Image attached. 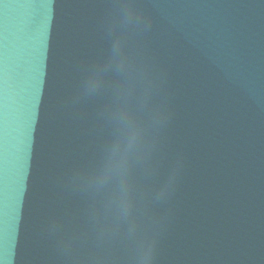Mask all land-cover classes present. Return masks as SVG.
<instances>
[{
  "label": "water",
  "instance_id": "1",
  "mask_svg": "<svg viewBox=\"0 0 264 264\" xmlns=\"http://www.w3.org/2000/svg\"><path fill=\"white\" fill-rule=\"evenodd\" d=\"M118 108L154 264H264V44L228 0H0V264H135L86 179Z\"/></svg>",
  "mask_w": 264,
  "mask_h": 264
},
{
  "label": "clouds",
  "instance_id": "2",
  "mask_svg": "<svg viewBox=\"0 0 264 264\" xmlns=\"http://www.w3.org/2000/svg\"><path fill=\"white\" fill-rule=\"evenodd\" d=\"M107 66L92 69L81 84L83 93L93 96L101 93L106 84ZM120 125L119 134L112 141L105 159L97 170L86 179L98 186L118 179L111 207L116 219L127 225V236L135 245V264H154L155 249L147 224L136 214L135 198L130 182L132 168L145 148V130L133 113L116 110Z\"/></svg>",
  "mask_w": 264,
  "mask_h": 264
}]
</instances>
